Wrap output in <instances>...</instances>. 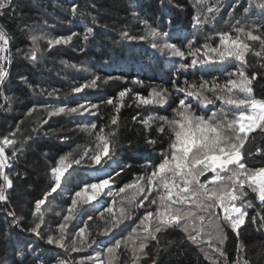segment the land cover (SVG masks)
<instances>
[{"label": "trees", "instance_id": "16d2710c", "mask_svg": "<svg viewBox=\"0 0 264 264\" xmlns=\"http://www.w3.org/2000/svg\"><path fill=\"white\" fill-rule=\"evenodd\" d=\"M73 4L78 6L79 14L76 16L69 11ZM13 6L16 9L14 13L0 15V24L5 25L12 36L8 52L9 72L4 84L0 86V139L16 132L19 126L20 131L15 137L16 147L27 142L22 154L17 153V160L10 162L12 169L9 171L20 175L14 176V187L8 190L9 202H0V258L19 261L17 245L23 247L30 244L35 252L27 254L25 264H57L59 259H66L69 264H80L81 261L93 264L87 258L101 251L104 253L101 258L105 259L106 249L114 240L125 239L137 228L144 209H135L133 205L130 208L131 218L123 220L108 236L98 235V231H103L105 225V220L100 219V213L111 207L114 199L118 209L122 198L128 193L101 195L98 200L80 207L77 218L67 228L66 245L77 239L75 233L85 222L89 224L92 233L89 239H94L96 243L91 247L85 246L82 251L65 252L58 245L48 244L46 239L49 234H58L59 225L63 223V216L67 215V209L71 207L75 192L85 183H98L100 179L111 176L115 179L111 184L112 192L115 193L118 188L150 172L151 168L146 166L149 163L155 166L160 162L161 153L168 150L170 134L167 130L164 134H159L155 123L149 128L140 121L150 116L172 115V108L178 104V98L183 97L182 93L174 91V85L183 87L185 80L199 82L201 78L209 81L215 79L223 84L227 73L234 70L227 62L205 66L203 69L197 65L186 71L179 70V65L190 63L191 57L185 60L172 55L168 49L163 48L164 43L175 44L187 55L190 40L194 41V46H202L206 36L229 31L236 19L243 18L242 22L250 23L257 18V11L253 9L251 17L244 13L247 0H239V4L236 0H205L203 4L198 0H14ZM209 7H218L219 12L209 13ZM198 14L201 19L215 15V20L194 27ZM143 20H147L152 27H158L161 32L168 33L167 37L156 38L158 47L153 48L149 40L123 37L124 32L133 36L143 35ZM88 28H92L93 32L88 34L89 38L85 41L83 37ZM73 32L78 35L73 36L68 44L48 45L46 40L39 41L36 60L30 59L31 34L58 38ZM218 39L217 36L210 43L215 46ZM253 47L259 46L253 44ZM203 51L201 48V53ZM248 60L253 65L248 70L249 74L252 71H264L257 67L254 56L249 55ZM97 76L101 78L97 81V87L84 88L79 93L72 91ZM108 77L113 79L104 83ZM153 86L169 89L171 97L167 105L138 103L136 95L148 96ZM253 86L256 97L264 98V78L258 76ZM126 88L131 89V92L125 96L124 106L120 109V146L115 148V154L111 159L104 158L99 165L89 164L87 157L81 164H73L68 173H65L61 188L42 206L45 223L40 232L44 238L25 231L35 219V201L49 190L50 165H54L61 155L76 149L77 145L93 146L94 136L81 131L78 125L96 123L98 128L103 126L113 113V106L106 101L113 99L115 102L119 92ZM81 104L85 108L80 112L49 116L54 108H72ZM93 104L99 107L91 108ZM219 104L217 101L216 105H209L208 108L215 111ZM193 107L196 108V105ZM32 108L36 111L28 115ZM196 110L199 113V108ZM90 112H95L96 115H91ZM44 120L48 122L45 124ZM29 136L32 139H27ZM148 139H156L157 143L150 145L146 143ZM6 152L10 156L12 149L7 148ZM254 159L259 160L260 157ZM121 168L123 171L117 176L116 173ZM104 191L107 193L108 189ZM249 198L255 205L248 209L249 217L258 213L264 215L255 194L250 193ZM145 205L147 206V202ZM49 208L52 211H47ZM10 211L22 218L19 227L12 223L13 217L8 215ZM88 215H92L93 220L88 221ZM107 215L105 213V219ZM258 228L259 220L253 224L246 218L245 225L240 229L239 240L231 229H227L228 239L220 246L225 252L223 257L214 253L207 244L196 246L184 240L168 252H161L160 264H210L201 249H206L221 264L225 260L228 264H233L238 257L241 261L247 259L252 264H257L258 254L264 248V230L258 231ZM183 237L184 234L179 229L169 230L161 237V247L166 240L179 242ZM241 242L245 248L238 252ZM120 251L121 255L115 264H132L130 254L123 248ZM140 264L149 262L143 260Z\"/></svg>", "mask_w": 264, "mask_h": 264}, {"label": "snow or ice", "instance_id": "6c2138e0", "mask_svg": "<svg viewBox=\"0 0 264 264\" xmlns=\"http://www.w3.org/2000/svg\"><path fill=\"white\" fill-rule=\"evenodd\" d=\"M203 4L205 0H198ZM239 4V0H236ZM14 0H0V15L7 12L16 11L13 6ZM62 7V6H61ZM257 11V18L252 19L250 23L242 22L243 18L236 19L231 25L229 31H220L215 35H209L205 38L202 46H194V41L190 40L187 46V55L185 51L175 44L164 43L163 48L168 49L172 55L179 56L185 60L191 57L190 63H181L179 70H188L196 68L199 65L202 69L205 66H211L216 63L224 64L227 62L233 67V71L227 73L226 81L221 84L215 79L209 81L201 78L199 82L184 81L183 87H176L174 91L182 93L183 97L178 98V104L172 108V115H159L148 117L140 121L146 127L156 124V130L159 134H164L166 130L170 134L168 150L161 153V160L155 166L149 163L146 167L151 168L150 172L137 177L129 184L112 192L111 184L115 182L114 177L102 178L98 183H85L79 191L75 192V198L72 199L71 207L67 209V215L63 216V223L59 225L57 235H47L48 244L58 245L65 252L82 251L85 246L91 247L96 243L94 239H89L92 235L90 226L87 222L75 233L77 239L66 245L67 228L71 221L77 218L79 208L98 200L101 195H125L120 207L116 209L115 199L112 206L100 213V219L105 220L103 231H98V235L108 236L113 229L125 219L131 218L130 208L134 205L135 209H144V215L140 217V223L136 229H133L123 240H114V243L107 247V256L101 257L104 253L97 251L95 256H89L93 264H115L121 255V249L130 254L132 264H140L147 260L149 264H160L161 252H168L178 243L184 240L191 244L200 246L207 244L214 253L220 257L225 256L222 245L228 239L227 229L235 234L237 240L240 238V229L246 223V218L253 224L259 220L258 231L264 230V215H253L249 217L248 209L254 208L251 194H255L258 199L261 211H264V98H257L254 91V81L260 76L264 78V71H252L249 69L253 65L249 63L248 56L256 58L257 67L264 70V0H247V7L244 13L251 17L252 11ZM73 16L78 15V6L73 4L69 9ZM209 13H218L219 8H208ZM135 15V13H134ZM215 20V15L195 17L194 27L208 24ZM145 32L140 36L129 35L124 32L125 39L130 40H149L153 48L158 47L156 38L167 37V32H161L158 27H152L147 20H143ZM93 29L88 28L84 35V40H88V34ZM78 35L73 32L68 36L58 38H49L44 34H31L32 49L29 53L31 60H36L38 42L46 40L48 45L68 44L73 36ZM218 36V43L213 46V41ZM12 36L6 30L5 25L0 24V53H8L9 43ZM258 44V48L253 47ZM201 48L204 49L201 53ZM0 60L10 62L7 55H0ZM8 72L4 65L0 64V86L5 82ZM99 76L95 79L72 89L79 93L84 88L97 87ZM113 77H108V80ZM142 83V81H135ZM131 89L126 88L120 91L118 99H108L107 104L113 106V113L103 126L98 128L96 123L78 125L81 131L94 136L93 146L77 145L76 149L61 155L54 165H50V185L42 198L35 201L33 216L30 228L24 229L41 236L40 229L45 223L44 211L48 198L57 189L61 188L65 173L72 168L73 164H81L87 157L89 164H101L104 158L111 159L115 154V148L120 146L119 128H120V109L124 106V98ZM209 93L211 95H209ZM54 93H48L53 95ZM171 97L169 89L162 86H153L148 96L136 95V100L140 105H167ZM220 104L216 110L208 108L209 105ZM199 108L197 113L196 108ZM2 107V106H0ZM98 105H91V108H98ZM83 104L78 107L65 108L58 107L50 111L49 116H55L61 113H77L84 109ZM207 113L210 114H206ZM32 108L28 115L35 112ZM90 111V110H89ZM96 115L95 112H90ZM135 120L136 117H133ZM44 120L43 123H47ZM36 129H33L35 131ZM17 126L16 132H11L0 139V202H9L8 190L14 187L13 178L19 176V173L9 171L12 169L11 161L17 160V153L22 154L24 141L17 148L16 133L19 132ZM255 133L256 135H253ZM27 139H32L29 136ZM146 143L154 145L156 139H148ZM131 142H129V147ZM7 148L12 149L9 156ZM255 157H260L255 160ZM251 162V163H250ZM131 167V165H125ZM123 168L116 175H120ZM47 174V173H46ZM71 174L69 173V179ZM203 178V179H202ZM105 189H108L105 193ZM128 190H131L130 192ZM147 202V206L145 205ZM127 205V206H126ZM47 211H52L51 208ZM107 213V219H105ZM8 215L13 217L12 223L20 226L21 217H16L14 211ZM88 221L93 220L92 215H88ZM139 229V231H138ZM179 229L183 234V240H166L161 247V237L169 230ZM155 241L153 245L152 242ZM215 242V243H214ZM151 245V249H150ZM245 245L241 242L237 251L241 252ZM205 253V259L210 264H221V261L209 254L206 249H201ZM35 248L30 244L23 247L17 245V255L19 261H9L7 258H0V264H25L27 254L34 253ZM257 264L264 261V248L258 254ZM57 264H69L66 259H59ZM80 264H84L83 261ZM223 264H228L225 260ZM233 264H252L245 259L241 261L238 257Z\"/></svg>", "mask_w": 264, "mask_h": 264}, {"label": "built area", "instance_id": "2783aa9c", "mask_svg": "<svg viewBox=\"0 0 264 264\" xmlns=\"http://www.w3.org/2000/svg\"><path fill=\"white\" fill-rule=\"evenodd\" d=\"M0 55H7L9 56V53H0ZM10 58V56H9ZM0 64L4 65L5 71L9 72L10 62L6 60H0Z\"/></svg>", "mask_w": 264, "mask_h": 264}]
</instances>
